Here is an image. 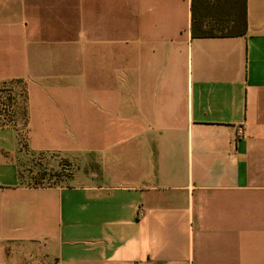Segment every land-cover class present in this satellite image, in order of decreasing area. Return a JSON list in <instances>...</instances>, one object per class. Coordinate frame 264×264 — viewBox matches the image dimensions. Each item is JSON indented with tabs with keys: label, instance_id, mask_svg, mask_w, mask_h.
Masks as SVG:
<instances>
[{
	"label": "crops",
	"instance_id": "obj_1",
	"mask_svg": "<svg viewBox=\"0 0 264 264\" xmlns=\"http://www.w3.org/2000/svg\"><path fill=\"white\" fill-rule=\"evenodd\" d=\"M192 6L0 0V87L25 94L0 264H264V0L245 35L193 36ZM25 153L75 170L28 184Z\"/></svg>",
	"mask_w": 264,
	"mask_h": 264
},
{
	"label": "rangeland",
	"instance_id": "obj_2",
	"mask_svg": "<svg viewBox=\"0 0 264 264\" xmlns=\"http://www.w3.org/2000/svg\"><path fill=\"white\" fill-rule=\"evenodd\" d=\"M213 29V28H212ZM225 31V27H216L214 32ZM25 94L24 87L21 83H9L0 87V124H16L18 122L21 128H24L25 122ZM19 144L23 147L27 145L25 133L21 135ZM17 162L21 167L22 177L28 184L32 185H54L66 184L68 179L73 175L71 164L60 161L61 169L57 168V163L53 164L51 160L34 157L28 153L18 156ZM59 162V160H57Z\"/></svg>",
	"mask_w": 264,
	"mask_h": 264
},
{
	"label": "trees",
	"instance_id": "obj_3",
	"mask_svg": "<svg viewBox=\"0 0 264 264\" xmlns=\"http://www.w3.org/2000/svg\"><path fill=\"white\" fill-rule=\"evenodd\" d=\"M192 11L195 37L215 36V26L229 28L225 23L231 26L227 33L221 30L222 36L247 33V0H193ZM207 19H212L216 25L205 26Z\"/></svg>",
	"mask_w": 264,
	"mask_h": 264
}]
</instances>
